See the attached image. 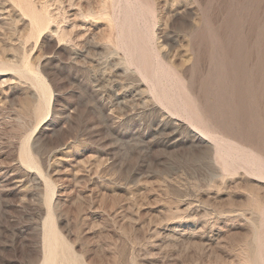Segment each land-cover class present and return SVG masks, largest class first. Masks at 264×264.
<instances>
[{
	"label": "rangeland",
	"instance_id": "1",
	"mask_svg": "<svg viewBox=\"0 0 264 264\" xmlns=\"http://www.w3.org/2000/svg\"><path fill=\"white\" fill-rule=\"evenodd\" d=\"M209 131L264 165V0H0V264L42 263L51 189L82 264H264V175Z\"/></svg>",
	"mask_w": 264,
	"mask_h": 264
},
{
	"label": "bare ground",
	"instance_id": "2",
	"mask_svg": "<svg viewBox=\"0 0 264 264\" xmlns=\"http://www.w3.org/2000/svg\"><path fill=\"white\" fill-rule=\"evenodd\" d=\"M128 13L129 12H127V14ZM37 27H39V26H37ZM131 31H133V30H131ZM133 34H134V32H133ZM132 42L134 43V41H132ZM135 44H136L135 46L133 45L130 48L131 49L130 51H131V54L133 56L132 61H134V62L136 61V63H137V59H138L137 57L139 55H137L136 52L139 51L140 49H139V46H137L136 42H135ZM138 66H140V65H138ZM154 68H155V70H157L156 67H154ZM157 68H158V66H157ZM159 68H162L161 64H160ZM155 70H153L154 73H155ZM159 71H161V70H159ZM162 71L164 72V70H162ZM17 72L24 74V76H26V77H28L29 74L32 76L30 79L35 84V86H37L38 90L41 93V99H42V101H44V107L43 108H45V109H43V113L46 112L49 109V101L52 100L51 91H50L49 85L47 84L46 80L44 78H42L40 76V74H38V73H36L34 71L32 72V71H30L27 68H25L23 70L22 69H17ZM163 72H161V73H163ZM167 73L168 72H166V75H167ZM144 75H146V74H144ZM161 75H159V76H161ZM156 76H157V73H156ZM163 76H165V75H163ZM164 91H168V90H164ZM160 93H161V91H160ZM167 94H168V92H167ZM161 96L166 97V93H164ZM164 97H162V99H164ZM168 100H169V98H168ZM171 100L172 101H174V100L178 101V99H174V98L173 99L171 98ZM180 101H182V100H180ZM48 113H49V110H48ZM194 131L197 132L196 129H194ZM209 135L215 141V143H216L215 146H218V150H216L215 152H218L220 154L221 159L224 160L225 163H229V161L227 159V158H229L228 156H230V155H228L230 153L229 149L236 148V149H239L240 156H242V155L247 156L248 161L251 162L252 166L255 167L254 168L255 171H257L260 174V176L264 175V165L260 162V160H262V159H260V155H256L255 154V151L247 149V148H245V147H243V146H241V145H239V144H237L235 142H232V141L226 139L224 136H221V134H219V135L216 134V133L212 134L210 132ZM198 137L202 141H206L207 140L202 134H199ZM31 154L32 153L28 149L27 145H25L24 148H23V158L27 162V164L36 167L37 166V162L33 159ZM47 182H48V186L52 187V183L49 182V181H47ZM46 198H47V207H48V213L47 214L48 215H47V218L45 219V222H44V242H43L44 243V245H43L44 256H43V261H42L41 264H82L81 261L72 252V249L70 248L69 244L65 241L63 236L56 229L54 217H53V214H52V202H53V198H54V189L53 190L51 189V190H49L47 192Z\"/></svg>",
	"mask_w": 264,
	"mask_h": 264
}]
</instances>
